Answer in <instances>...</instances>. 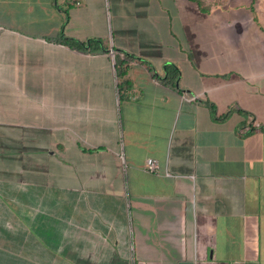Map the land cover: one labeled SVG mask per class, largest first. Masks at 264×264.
<instances>
[{"label": "crops", "instance_id": "0c3cea01", "mask_svg": "<svg viewBox=\"0 0 264 264\" xmlns=\"http://www.w3.org/2000/svg\"><path fill=\"white\" fill-rule=\"evenodd\" d=\"M202 1L0 0V264H264V0Z\"/></svg>", "mask_w": 264, "mask_h": 264}, {"label": "built area", "instance_id": "2783aa9c", "mask_svg": "<svg viewBox=\"0 0 264 264\" xmlns=\"http://www.w3.org/2000/svg\"><path fill=\"white\" fill-rule=\"evenodd\" d=\"M73 2L76 6L80 5L81 3L80 0H73ZM145 169L148 172L154 173L159 170V166H158V163L154 159L149 158L145 162Z\"/></svg>", "mask_w": 264, "mask_h": 264}, {"label": "trees", "instance_id": "16d2710c", "mask_svg": "<svg viewBox=\"0 0 264 264\" xmlns=\"http://www.w3.org/2000/svg\"><path fill=\"white\" fill-rule=\"evenodd\" d=\"M197 1V3L201 6L203 5V1L202 0H195ZM255 0H252V4H254ZM202 8V7H201ZM253 8V7H252ZM65 42H68L70 44L72 43H76V45H80L78 41H75V40H71V39H65ZM94 42V40H90V44H92ZM141 59V58H140ZM143 60V59H141ZM168 67L170 66H166V68L168 69ZM174 71H176V68H173ZM124 73V69H121L120 72L118 73V75H122ZM167 79H170L169 76H167ZM172 79V78H171ZM263 130H264V127H263Z\"/></svg>", "mask_w": 264, "mask_h": 264}, {"label": "rangeland", "instance_id": "374dc122", "mask_svg": "<svg viewBox=\"0 0 264 264\" xmlns=\"http://www.w3.org/2000/svg\"><path fill=\"white\" fill-rule=\"evenodd\" d=\"M205 1H208V2H216V1H222V0H205ZM111 3H112V0H111ZM110 9V5L108 6V3L106 2V5L104 7V12H106V10ZM261 10V8H260Z\"/></svg>", "mask_w": 264, "mask_h": 264}]
</instances>
